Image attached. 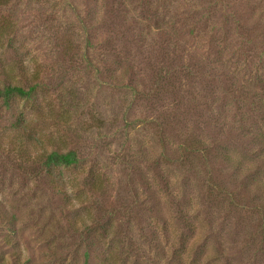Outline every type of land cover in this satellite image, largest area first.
<instances>
[{
	"label": "rangeland",
	"instance_id": "374dc122",
	"mask_svg": "<svg viewBox=\"0 0 264 264\" xmlns=\"http://www.w3.org/2000/svg\"><path fill=\"white\" fill-rule=\"evenodd\" d=\"M6 85L0 264H264V0H0Z\"/></svg>",
	"mask_w": 264,
	"mask_h": 264
},
{
	"label": "trees",
	"instance_id": "16d2710c",
	"mask_svg": "<svg viewBox=\"0 0 264 264\" xmlns=\"http://www.w3.org/2000/svg\"><path fill=\"white\" fill-rule=\"evenodd\" d=\"M32 91H34V87H31V90L26 92L22 87L19 86H11V85H6L2 88H0V100L3 101V103L9 107L10 102L15 98V97H20V98H29L31 96ZM11 108V107H10ZM14 127L16 126L15 124L13 125ZM21 137H17L16 141L12 143L13 147L12 148H17V150H21L23 146V141ZM78 162V158L75 153L73 152H68L65 154H60L57 152H51L50 154H47L45 156V160L42 162L44 164L46 173H48L49 178L50 172L54 168H62V167H71L76 165ZM50 181H53L50 179ZM99 264H105L104 261L99 262Z\"/></svg>",
	"mask_w": 264,
	"mask_h": 264
}]
</instances>
